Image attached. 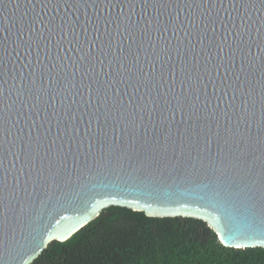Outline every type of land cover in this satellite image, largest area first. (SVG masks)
I'll use <instances>...</instances> for the list:
<instances>
[{"label": "water", "instance_id": "1", "mask_svg": "<svg viewBox=\"0 0 264 264\" xmlns=\"http://www.w3.org/2000/svg\"><path fill=\"white\" fill-rule=\"evenodd\" d=\"M112 207L264 248V0H0V264Z\"/></svg>", "mask_w": 264, "mask_h": 264}, {"label": "trees", "instance_id": "2", "mask_svg": "<svg viewBox=\"0 0 264 264\" xmlns=\"http://www.w3.org/2000/svg\"><path fill=\"white\" fill-rule=\"evenodd\" d=\"M32 264H264V248H225L200 220L112 207Z\"/></svg>", "mask_w": 264, "mask_h": 264}]
</instances>
